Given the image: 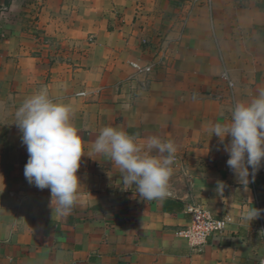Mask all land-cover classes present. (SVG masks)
Returning a JSON list of instances; mask_svg holds the SVG:
<instances>
[{
	"label": "crops",
	"instance_id": "obj_1",
	"mask_svg": "<svg viewBox=\"0 0 264 264\" xmlns=\"http://www.w3.org/2000/svg\"><path fill=\"white\" fill-rule=\"evenodd\" d=\"M130 62L153 69L138 73ZM224 68L236 103L264 89V0H0V264H259L264 173L241 184L226 163L231 137L209 131L231 121ZM42 87L71 106L82 140L66 215L50 189L24 176L29 154L16 112ZM105 126L142 146L152 136L174 143L168 196L143 200L93 151ZM189 204L228 219L201 248L175 234Z\"/></svg>",
	"mask_w": 264,
	"mask_h": 264
},
{
	"label": "clouds",
	"instance_id": "obj_2",
	"mask_svg": "<svg viewBox=\"0 0 264 264\" xmlns=\"http://www.w3.org/2000/svg\"><path fill=\"white\" fill-rule=\"evenodd\" d=\"M71 115V106L50 96L46 87L27 97L16 112L22 143L29 154L24 176L37 188L50 189L57 204L56 211L61 215L71 212L80 186L76 173L83 154L82 140L71 122ZM209 131L221 140L231 137L225 147L229 154L227 165L244 186L249 183L251 167L254 181L264 159V89L249 102L235 103L230 123L212 124ZM93 151L114 161L123 173L122 183L135 186L143 200L163 199L169 195L176 153L172 141L152 136L142 146L126 131L105 126L94 141ZM153 151L158 155H152ZM223 188V182H218L217 191L222 192ZM258 215L259 210L252 207L246 218L252 220Z\"/></svg>",
	"mask_w": 264,
	"mask_h": 264
},
{
	"label": "built area",
	"instance_id": "obj_3",
	"mask_svg": "<svg viewBox=\"0 0 264 264\" xmlns=\"http://www.w3.org/2000/svg\"><path fill=\"white\" fill-rule=\"evenodd\" d=\"M207 1L208 3L211 2V0ZM33 32L35 31L33 30ZM142 42L145 43L146 41L144 40ZM129 65L138 73H150L153 69L151 64L141 65L137 62H130ZM219 79L223 82L226 91L225 95L229 98L233 107L236 103L235 85L229 71L225 68L222 69L219 74ZM223 97L224 95L222 93L215 95V98L218 100ZM178 161L179 158L175 156L174 162L178 163ZM251 171L252 169L249 167L250 179H252ZM257 172L264 173V159H262ZM185 211L189 215V222L185 227L177 230L175 234L178 237L185 239L192 248H201L205 246L211 237L222 234L226 229L228 223L227 218H215L207 209L200 205L189 204L185 207ZM260 231L264 239L263 224L260 225ZM259 264H264V255L260 259Z\"/></svg>",
	"mask_w": 264,
	"mask_h": 264
},
{
	"label": "trees",
	"instance_id": "obj_4",
	"mask_svg": "<svg viewBox=\"0 0 264 264\" xmlns=\"http://www.w3.org/2000/svg\"><path fill=\"white\" fill-rule=\"evenodd\" d=\"M163 207L168 210H181L183 208V204L178 201L173 200H164L163 201Z\"/></svg>",
	"mask_w": 264,
	"mask_h": 264
}]
</instances>
